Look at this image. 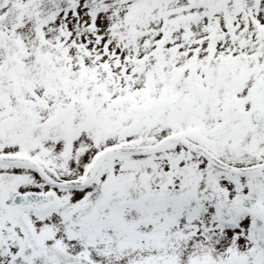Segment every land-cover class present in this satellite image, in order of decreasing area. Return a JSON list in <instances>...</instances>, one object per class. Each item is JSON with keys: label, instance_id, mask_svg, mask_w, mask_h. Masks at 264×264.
I'll use <instances>...</instances> for the list:
<instances>
[{"label": "snow or ice", "instance_id": "obj_1", "mask_svg": "<svg viewBox=\"0 0 264 264\" xmlns=\"http://www.w3.org/2000/svg\"><path fill=\"white\" fill-rule=\"evenodd\" d=\"M0 264H264V0H0Z\"/></svg>", "mask_w": 264, "mask_h": 264}]
</instances>
